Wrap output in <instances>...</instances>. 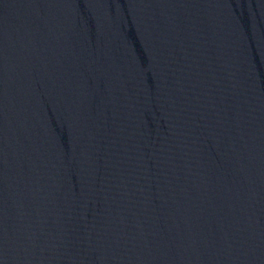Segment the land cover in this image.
<instances>
[{"label": "water", "instance_id": "1", "mask_svg": "<svg viewBox=\"0 0 264 264\" xmlns=\"http://www.w3.org/2000/svg\"><path fill=\"white\" fill-rule=\"evenodd\" d=\"M0 264H264V0H0Z\"/></svg>", "mask_w": 264, "mask_h": 264}]
</instances>
